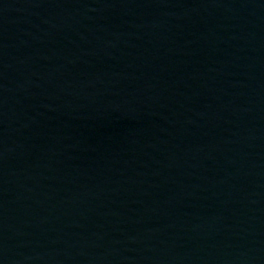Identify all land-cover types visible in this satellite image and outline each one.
I'll return each instance as SVG.
<instances>
[{"label":"water","instance_id":"95a60500","mask_svg":"<svg viewBox=\"0 0 264 264\" xmlns=\"http://www.w3.org/2000/svg\"><path fill=\"white\" fill-rule=\"evenodd\" d=\"M0 264H264V0H0Z\"/></svg>","mask_w":264,"mask_h":264}]
</instances>
